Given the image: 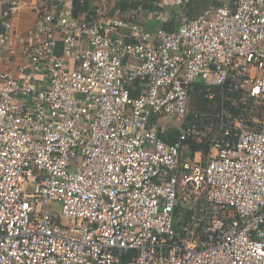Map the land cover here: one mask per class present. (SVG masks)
Returning a JSON list of instances; mask_svg holds the SVG:
<instances>
[{
	"label": "built area",
	"instance_id": "built-area-1",
	"mask_svg": "<svg viewBox=\"0 0 264 264\" xmlns=\"http://www.w3.org/2000/svg\"><path fill=\"white\" fill-rule=\"evenodd\" d=\"M98 1L0 0V264H264V0Z\"/></svg>",
	"mask_w": 264,
	"mask_h": 264
},
{
	"label": "crops",
	"instance_id": "crops-1",
	"mask_svg": "<svg viewBox=\"0 0 264 264\" xmlns=\"http://www.w3.org/2000/svg\"><path fill=\"white\" fill-rule=\"evenodd\" d=\"M24 5L21 7L19 14V23H20V31L30 39L34 34V28L37 21V15L35 12H31L26 6L28 5V1L24 0ZM34 1V0H32ZM49 1V0H47ZM190 0H111V3L114 8H122L126 6L127 9L135 10L137 8H142V11L138 14V18L141 25L145 28L146 31L154 34L159 27H163L167 23H172L175 27V31L178 30L180 25L188 18L186 14L187 2ZM221 4L225 3L226 0H216ZM40 2V1H39ZM99 1L98 0H87V4L85 6L76 5L75 15L79 18H87L88 14L97 7ZM162 5H160V4ZM138 4L137 6H135ZM172 5V6H171ZM175 6V7H173ZM178 9L181 11V14L185 17L182 18V15H178ZM176 18H182V23L178 26L177 21L173 20ZM174 32V31H173ZM17 60H23L22 58H17ZM15 66H12L14 69ZM153 123H160L162 125H169V131H173L175 133V122L171 118H151Z\"/></svg>",
	"mask_w": 264,
	"mask_h": 264
},
{
	"label": "trees",
	"instance_id": "trees-1",
	"mask_svg": "<svg viewBox=\"0 0 264 264\" xmlns=\"http://www.w3.org/2000/svg\"><path fill=\"white\" fill-rule=\"evenodd\" d=\"M136 4L135 6H137ZM186 7V14L188 16L187 19H194L201 15L209 6L211 5H222L220 2L216 0H190L187 2ZM123 10L127 9L126 6L122 8ZM176 20V18H173ZM166 31L173 32L175 31V27L172 23H167L162 27ZM204 91V86L196 85L195 92L193 93V102H192V109L194 111H202V110H214V106L211 102H208L204 99L202 92ZM178 137V132L169 131L163 138L169 142H174ZM199 147L194 146V149H198Z\"/></svg>",
	"mask_w": 264,
	"mask_h": 264
},
{
	"label": "rangeland",
	"instance_id": "rangeland-1",
	"mask_svg": "<svg viewBox=\"0 0 264 264\" xmlns=\"http://www.w3.org/2000/svg\"><path fill=\"white\" fill-rule=\"evenodd\" d=\"M159 4H160V3H159ZM160 5H162V4H160ZM171 6H172V5H171ZM173 7H175V6H173ZM178 11H179V9H178ZM178 15H179V16L182 15V14H181V11L178 12ZM182 18H185V17L182 15ZM182 18H179L178 20H176L178 26L182 23V21H181ZM80 162H81V159H78L77 162L74 163V165H77V164H79ZM54 208H55L56 210H58V211L61 209L60 205H54Z\"/></svg>",
	"mask_w": 264,
	"mask_h": 264
}]
</instances>
